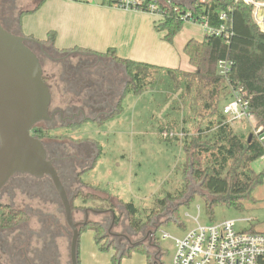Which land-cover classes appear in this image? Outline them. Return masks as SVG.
Here are the masks:
<instances>
[{
    "label": "rangeland",
    "instance_id": "1",
    "mask_svg": "<svg viewBox=\"0 0 264 264\" xmlns=\"http://www.w3.org/2000/svg\"><path fill=\"white\" fill-rule=\"evenodd\" d=\"M38 1L0 0V18L3 19V24L11 30L19 31L17 24L19 13L34 7ZM176 1L182 3L183 6H188L192 0ZM26 14L23 16L29 15L28 20L34 17V20L40 19L38 22L44 19V22L46 20V22L58 23L59 17H61L55 2L50 3L46 9L42 8L36 13ZM8 16H11V20ZM141 17L136 20V23L142 27L158 24V22L154 24V21L157 20L155 14L144 12ZM133 21L135 22V20ZM183 28L184 32L196 35V37H202L204 33L203 28L194 22H185ZM37 30L39 32L32 35L34 38L40 39V35L44 31L38 28ZM22 32L25 36L30 35L27 28L24 27V18ZM30 46L35 49L38 56H42V59H44V76L48 75V71L44 68V65L48 66V58L44 56L39 46L31 42ZM106 65L110 67L109 70L106 69L108 67ZM98 70L107 72L108 77H110L109 73L113 74L114 71L115 74L118 72L116 77H123L125 71L123 68H113L109 64H100ZM158 79H152L154 84L144 87L145 94L142 96L143 98L136 99L133 95H129L125 102L126 110L118 117L109 120L108 124H105L109 128L106 132L87 136L102 142L104 151L100 157L98 167L85 174L83 180L87 183L102 186V188L88 186L85 190L80 191L81 195L76 198L77 188L72 183L69 185L68 194L74 206L76 220L83 218L81 211L85 208L113 207L115 216L109 215V220H107H114L113 232L131 238L132 242L142 241L151 251L154 264H159V260H162L164 264H173L175 243L170 237L164 238L163 232H168L173 236H182L187 230L195 226V216L199 215V221L202 223L235 218L239 219L237 223L238 230L264 231V183L254 190L256 200L247 203L244 211L228 207L225 204H217L214 206V215L211 218L207 212L205 198L202 195L204 192L194 182L189 189L185 185V178L186 176L190 177L191 171L188 166V169L186 167L183 147L184 139L187 136L196 135L198 129L205 125L208 116L202 109L195 110L193 108V100L186 93L185 88H178L168 80L159 82ZM224 103L222 102L221 106ZM257 122V117L253 116L250 123L233 122L232 124L237 131L248 133L251 130L255 135H258L259 132L254 129ZM39 124L46 126L45 122ZM66 129L51 130L45 140L47 142L55 140L58 143L60 142L62 146L70 141L76 142L73 132H70L71 138L65 134ZM164 131L173 132L175 136L165 138L162 135ZM65 138L66 140H63ZM261 139L264 141V133L261 134ZM68 150L70 151V148ZM251 166L256 171L264 169V156L252 162ZM48 180L49 178H45L42 183L48 182ZM196 189L197 193L194 197L188 203H184ZM95 194L99 195V198ZM107 195L109 196L107 199L102 197ZM169 195L173 198L167 207L160 211L158 200ZM85 197H87V201H84ZM123 201H133L140 209L139 214L143 218L153 216L152 221L141 232L136 233L131 229L129 215ZM8 203L14 208L24 210L29 215V219L16 228L0 230V245L7 249V253L11 248L13 237L18 238V241H22L23 246H30L31 250H40L43 242H45L44 244L48 246H58L61 264H70L69 242L72 231L66 224L64 207L61 205L60 197L56 191L49 194L26 188L24 194L16 191L10 198H7V196L0 197V204ZM177 207L180 215L178 217L179 222L173 220L165 223ZM154 211L155 215L152 214ZM89 218L97 220L95 218L102 219L103 216L90 214ZM243 218H248L250 221H242ZM161 222L165 224L160 226L156 236L160 238L161 247L166 251L163 257L159 256L160 250L155 246L154 236L150 233ZM105 228L106 234L109 235L107 241L110 242L113 237L110 236L108 228ZM90 232L91 230L83 231L82 236H80V245L85 241L88 258L94 256L92 251L95 249L103 259L100 257L99 260L95 259L94 264H107V260L111 264V256L115 253L116 248L111 247L107 251L100 250ZM116 244L119 249L130 245L122 239L118 240ZM56 252L54 249L53 251L49 250V262L54 261L53 256ZM7 253L4 250L0 251V262L2 264L9 263ZM4 254L5 256H2ZM81 255L80 253V258ZM133 256L135 257L134 254Z\"/></svg>",
    "mask_w": 264,
    "mask_h": 264
},
{
    "label": "trees",
    "instance_id": "2",
    "mask_svg": "<svg viewBox=\"0 0 264 264\" xmlns=\"http://www.w3.org/2000/svg\"><path fill=\"white\" fill-rule=\"evenodd\" d=\"M45 1L39 0L33 9L20 12L17 19L18 26L23 14L37 11ZM196 2L197 0H194L193 4ZM227 7L225 1L210 0L198 10L208 15L212 23H217L220 11ZM231 17L234 35L229 43L217 36H207L202 40L192 38L187 42L184 51L190 64L195 67L193 72L120 57L114 48H109L104 53L125 66L129 77L125 93L142 94L146 85L154 84L152 79L159 78V82L168 80L178 88H185L186 93L193 100V108L202 109L208 116L205 125L198 129L196 135L184 139L183 147L186 167L188 166L191 171L190 177L185 178V185L189 189L194 182L204 192L202 195L211 218L214 215V206L217 204H225L244 211L247 203L256 200L254 190L264 183V169L256 171L251 166L252 162L264 156V141L261 139V134L264 133V32L254 22L252 6L249 4L243 2L235 4ZM183 25L182 20L170 14L166 20L155 25V28L158 31H165L164 39L173 42ZM56 35V31L50 30L47 38L41 42L54 45ZM74 50L84 49L75 47ZM222 59L231 62L229 81L219 73L218 62ZM232 86L241 87L243 92L250 96V112L257 117V128H262L258 135L251 130L248 133L237 131L233 124L228 122L221 103L231 97ZM41 131L43 132L39 135L41 139L47 138L50 134V130L42 126ZM195 193L197 189L184 203H188ZM80 195L81 192L76 197ZM172 198L169 195L158 200L160 211L167 207ZM84 201H87V197ZM123 205L134 232H141L152 221L153 216L143 218L139 214L140 209L133 201H123ZM152 214L155 215V211ZM179 216L177 207L165 223L173 220L179 222ZM28 219L29 215L24 210L14 208L10 204H0V230L19 226ZM165 223L161 222L155 227L153 235L155 246L160 250L159 256L162 257L166 251L161 247L156 232ZM86 230L94 231V238L100 250L116 248L111 258L112 264H122L123 259L131 258L134 253L145 255L147 264H154L153 255L144 243L119 249L113 238L108 242L109 235L106 234L105 225L101 221L90 219L87 225L81 227L80 236ZM78 253L81 264L80 239ZM159 264L164 263L159 260Z\"/></svg>",
    "mask_w": 264,
    "mask_h": 264
},
{
    "label": "crops",
    "instance_id": "3",
    "mask_svg": "<svg viewBox=\"0 0 264 264\" xmlns=\"http://www.w3.org/2000/svg\"><path fill=\"white\" fill-rule=\"evenodd\" d=\"M52 2H55L56 6L58 7L59 14L61 15V17H59L58 23H50L46 22V20L44 22V19L41 20V22H38L40 19L34 20V17L28 20V15L26 17L22 16L20 26L18 27L19 32L23 34L22 31L24 18V27L27 28V31L31 35L28 36L31 38L30 42L36 46H39L40 49L44 48L49 56L52 57L48 58V66L44 65V68L48 71V84L50 83L49 85L52 86V102L55 103V105L63 106L75 95L70 87V82L72 79L68 75H64L62 81L63 83L59 87L55 83V76H57L62 70L63 65L77 66L85 74L89 76L94 74L95 77L98 76L99 78H101V76L105 73V71L102 72V70H98L100 64H109L113 68H123V70H125L123 72V77H116L118 72L115 74L114 71L112 74V80L114 85H120L122 90L126 88V84L129 80L126 69L123 64L115 61L110 56L104 55V53L107 52L109 48H114L116 50V54L120 57L145 61L167 68H180L185 71L195 70V67L190 64L189 58L186 55L184 49L190 39H204L205 32L203 33L202 37H196V35L184 32V28L182 27V29L174 37L173 42H168L164 39L165 31H157L155 25L142 27L136 23V20H138V18H140L141 14L144 12L117 8L105 4L104 0H46L43 5L37 11H35V13L40 11L42 8L46 9V7ZM34 7L27 10H31ZM133 20H135V22ZM155 23L156 22L154 21V24ZM37 28L39 30L43 29L44 31L42 35H40V39L32 37L35 32H39ZM50 30L56 31L57 35L55 43L54 45L43 44L41 40L47 38V32ZM75 47H80L84 50H74ZM31 48L35 51L33 47ZM144 94L145 92L138 95L133 93H125L119 105L120 111H115V108H113L110 114L107 112L106 114L102 113L95 114L94 116L90 115L91 119H87L89 116L85 113H87L88 110H85L81 116V119L76 123V126H73L75 124H72L68 126L67 129L65 127V134H70V132H73L76 142L82 145H89L96 154V161L94 164H92L87 169L79 168V170H76L77 172L75 174L76 176L74 180V186L77 188V192L85 190V188L88 186L102 188V186L87 183L83 180V176L85 174L98 167L100 157L104 151L102 142L96 141L95 139H91L87 136H90V134L94 133L106 132L109 128L105 124H108L109 120L118 117L126 110L125 102L129 95H133L136 99H138L144 96ZM117 100L118 99L113 96L112 103H116ZM102 118V121L99 120ZM97 196V198H99V195ZM102 197L107 199L109 196L107 195ZM112 209L113 207H103L102 209L98 210H107L106 212L99 213L91 211L90 214H98L103 216L102 219H98L99 217L95 219H97V221H101L106 227V222H108L107 217L109 215H113L112 212H114V209ZM81 212L84 216V209ZM90 234H92L94 242L96 243L94 231L91 230ZM122 240H126L127 242L129 241L128 243L130 245L134 243L132 242L131 238L127 236H124ZM85 247L86 244L85 241H83V243L80 245V253L82 254L80 258L81 264H94L95 259H98L99 257L101 258V254L95 249L92 251L94 256H89L88 258ZM134 255L135 257L132 256L131 258L123 259L122 264H147V257L145 255L140 253H134ZM107 264H109L108 260Z\"/></svg>",
    "mask_w": 264,
    "mask_h": 264
},
{
    "label": "water",
    "instance_id": "4",
    "mask_svg": "<svg viewBox=\"0 0 264 264\" xmlns=\"http://www.w3.org/2000/svg\"><path fill=\"white\" fill-rule=\"evenodd\" d=\"M30 40L7 29L0 19V191L16 174L48 176L58 191L66 224L72 231L70 263L79 264L81 227L88 224L91 211L107 210L85 208L84 218L75 219L72 200L59 170L48 157L44 141L32 133L37 124L51 119L53 93L44 78L40 57L28 44ZM150 233L154 235L155 230Z\"/></svg>",
    "mask_w": 264,
    "mask_h": 264
},
{
    "label": "built area",
    "instance_id": "5",
    "mask_svg": "<svg viewBox=\"0 0 264 264\" xmlns=\"http://www.w3.org/2000/svg\"><path fill=\"white\" fill-rule=\"evenodd\" d=\"M192 0L188 6L176 0H104V3L117 8L152 13L157 15L155 22L166 20L170 14L182 22L198 23L205 32V37H221L229 43L234 35L231 12L237 3L252 6L254 22L264 32V0H222L228 4L220 11L218 22L212 23L209 16L202 14L198 8L210 0ZM201 10V9H200ZM219 73L228 81L231 62L222 59L218 62ZM230 83V82H229ZM250 96L241 87H231V97L223 105V112L228 122L250 123ZM260 132L262 128H254ZM165 138H173V132L164 131ZM196 224L182 236H173L163 232L164 238H172L175 243L173 264H264V231L238 230L239 219H225L202 223L199 215L194 217ZM242 221H250L243 218Z\"/></svg>",
    "mask_w": 264,
    "mask_h": 264
},
{
    "label": "flooded vegetation",
    "instance_id": "6",
    "mask_svg": "<svg viewBox=\"0 0 264 264\" xmlns=\"http://www.w3.org/2000/svg\"><path fill=\"white\" fill-rule=\"evenodd\" d=\"M10 17L11 16H8L9 20H11ZM0 19L1 21L3 20L2 18ZM6 28L14 33L21 34L19 31L11 30L8 27ZM28 44L30 46V42H28ZM41 50L44 56H46L47 58H52L44 50V48ZM39 57L43 65L44 59H42V56ZM106 69L109 70L110 67L108 66ZM65 74L72 79V81L70 82V87L75 93V95L69 102H67L63 106L55 105V103L52 102L50 108L51 119L43 121L45 122L46 126L37 124L32 130V133L38 137L39 135L43 134V132L41 131V126L49 129L50 131L53 129L68 127L72 124H76L81 119V116L85 112V110H88V112L85 113L89 116V118L87 119H91L90 115L94 116L95 114H106L107 112L110 114L113 108H115V111L120 109L119 105L125 94V88L122 90V87H120V85H114L111 72L109 73L110 77H108L107 72H105L101 76V78H99L98 76L95 77L94 74H92L91 76L85 74L77 66L63 65L62 70L57 76H55V83L58 87L62 85V81ZM44 78L48 82L49 76H44ZM113 96L118 99L116 103H112ZM99 120L102 121L103 118ZM67 136L71 138L72 135L67 134ZM45 139L46 138L44 137L42 140L44 141L45 147L47 149L48 157L50 159H53V162L56 168L59 170L65 187L67 191H69V185L74 183L76 176L75 174L77 172L76 170H79V168L87 169L92 164H94L96 161V154L93 149L90 148L89 145H82L78 142L70 141L64 143L62 146L60 142L58 143L55 140H50V142H47V140ZM63 140H66V138ZM69 148L70 151L68 150ZM45 178L49 177L45 176L42 178H36L29 174H16L0 191V197L7 196V198H10V196H13L16 191H19L21 194H24L26 188L33 189L34 191L47 192L49 194H53L54 191L58 193L55 185L53 184L50 178L48 182L42 183ZM36 182H38V184H36ZM78 193H80V191L77 192V194ZM107 220H109V218H107ZM114 225V220L106 222V227L108 228L109 234L117 242L118 240L124 238V235L113 232L112 228ZM44 243L45 242H43L42 248L40 250H31L30 246H23L22 241H18V238L13 237L9 253H7V249H5L4 246L1 245L0 251L4 250V252L7 253V258H9L8 264H61V255L58 246H48ZM53 249L55 252L56 250H58V252H56L55 256H53L54 261L49 262V250L53 251ZM2 256H5V254ZM0 264L2 263L0 262Z\"/></svg>",
    "mask_w": 264,
    "mask_h": 264
}]
</instances>
